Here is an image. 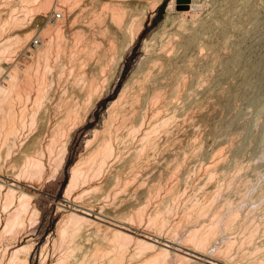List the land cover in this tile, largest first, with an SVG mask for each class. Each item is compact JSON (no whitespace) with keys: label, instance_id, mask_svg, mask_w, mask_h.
<instances>
[{"label":"rangeland","instance_id":"rangeland-1","mask_svg":"<svg viewBox=\"0 0 264 264\" xmlns=\"http://www.w3.org/2000/svg\"><path fill=\"white\" fill-rule=\"evenodd\" d=\"M5 1L7 0H1L0 7L3 8L5 6L6 4ZM8 1L9 2L7 3L9 4L10 1H13L14 3V1L18 2L19 0H8ZM62 1L64 2V0H60V1L50 0L49 6H48L50 7V9L48 7H47L48 9L46 10L45 9L39 10L38 8H36L37 11L35 9L33 10L34 12L32 11L31 14L28 15L26 23H25L26 26L20 30H16V32H22V31L29 32L30 31L32 35L31 37H29V39L27 38V39H24L25 41L24 40L21 41V43L20 41L12 40L14 41L13 44L12 43L8 44V46L10 45V49L9 51L5 50V52L8 53L9 56L5 52L1 53V55L3 54V56L8 57V58L3 57L4 59L3 66H7L11 63H16L18 61H20L21 64L24 65L26 61L27 62L32 61V57H31L33 54L32 50L36 47V45H41L44 39H46V36L42 35V30L45 28L46 25L50 23H54V21H56V19L54 18L56 11H60L63 14V17L58 20H62V22L60 21L61 23L59 24H62V23H63L62 25L65 24L64 30L67 32V34H69L70 31L76 28L78 29V27L79 28L81 27L80 22L74 23V24L71 23L73 16L70 12L68 13L69 9L67 5H65L67 3L65 2L63 3ZM141 1L144 2V0H141ZM165 1H166V4L163 6L162 4ZM171 1L172 0H163L157 8L147 9V19L144 24V28L142 32L140 33V35L138 36V38L135 40L133 45L129 47L128 50L125 51L124 58L123 57L120 58L119 61L118 59H115L114 62L116 64L112 61L111 64L114 63L115 66L114 64L108 65L106 72L103 73V77H102L103 79H101L102 87H104L102 91H104V93L103 95H101V97H99V100L96 102L95 105L90 106V103L92 104V102L91 100H89L87 104V109H88L87 112L89 113V114L87 113V119L84 122H79L77 124V128L75 127L72 130L71 134L68 136V137H71V136L72 137L68 139L69 143L67 145L68 147V151L66 153L67 157H66V160L63 166L59 170V172L54 173V167L52 168V166H55V165L52 162L50 164L51 160L49 156H48L49 161L47 159V156H45L44 161L46 164V168H45V172L42 178L41 177L39 179L31 178L33 181H30L29 177H27V179L25 178L26 176L25 177L23 176L24 178L22 177V182L21 183L19 182L20 185L17 186L16 188L18 189L19 187V189L21 188L23 190H26L31 195V198L29 200L30 205L37 209V213H36L37 216L36 214L35 216L33 214L34 217H32L29 214L30 216L29 217L27 214L26 220L24 223L25 229L23 228L22 230L21 228L20 230L22 231L19 230L18 234L14 233L12 235L11 233L10 234L11 236L7 233L9 237L7 234H5V237L2 236L4 237V239L0 237V240H1L0 241V247H1L0 255H2L0 256V260L2 261V263L0 264H5V260L9 258L10 254L12 253V250H14V248L19 245L20 246L24 245L27 248H29L28 250H31V253L29 256V264H44V263L45 264H55L57 263V261H59V259H62V260L64 259L62 258V256L64 257L69 256L68 259L66 258L67 262H70L71 260H78V259L81 260L82 258H79V256H82L83 253L87 249L86 248L83 250L84 246L90 247L95 244L94 243L96 241L95 239H97L95 238L97 237L95 236V234H90L89 240L83 243L84 246L82 247V249L80 248V246H79V249L78 247H76L75 248L76 251H74L73 253H72L73 250L70 252L69 249L71 248L67 246L66 242H62L63 240L61 241L60 239L56 240L58 237L60 238L61 236L60 233L58 232L60 231V228L58 229V226L62 225L61 224L62 219L64 218L66 213H68V211H72L73 208L79 204L81 205L84 204L83 205V207H85L84 209L91 211L94 215L97 213L98 214L100 213L102 217H104V215H107L108 216L106 217L107 220L112 221L110 217L115 218V219H122V220L125 219L124 221L128 220L126 221V223H128L129 225H133V227H137L138 225V228H139V230L137 229L138 232L142 233L141 230H146V231H149L150 233H153L159 236L160 242L155 241V243L157 244H160L166 238L167 239L170 238L169 240L175 241L177 243L185 242L184 239H185V235L187 234V229H189L192 225L199 223L198 220H193L196 217L194 215L193 217L191 212L194 211V208L195 206H197V204H204V205L209 204L210 206L211 205L212 206L208 207V210H209L207 211L208 213L206 212V214H204L203 217L202 216L201 218L199 217L200 220L202 219L201 221H205V224L207 223L211 225L212 223V225L215 227L214 230H215L216 235H215L214 240L208 247L209 250L207 249V253L213 254V255L220 254L223 256V258H227L234 262H237L238 260H241V259L246 261L247 259L250 260L251 258H252L251 260H259L261 259L260 254L264 257V254H263L264 245L262 244L264 242V195H263V192H264V180H263L264 179V0H197L196 1L197 6L195 8L196 10H194L193 12L191 11L187 13L185 16H181L178 13V11L191 10L192 8L191 3L193 0H187L183 2H181L180 0H175L176 5H175V10L172 11V14H171L172 17L167 22H165L167 8L171 4ZM2 4H4V6ZM8 4L6 5L8 6ZM70 25L72 26L70 27ZM189 26L190 27L192 26L193 28L197 29V32L199 34V43L188 49H185L183 47L180 48L181 43L184 41V36L188 32L187 30L183 31V29ZM173 32H175L176 35L175 33L173 34ZM167 34L168 35L170 34L172 36L171 38L169 35L170 42L174 40L173 41L174 48H172L173 43H170V42H168V44L170 43L171 47L169 45L167 46L168 50L171 48L167 52L168 54L167 56L173 58V61H172L171 66L169 65V67L167 66L163 70V72H166L167 75L165 73L166 79L165 80L163 79L165 86L162 89L163 91L165 92L167 91V93H169L171 89L180 88V84L182 82L181 91L179 89L178 93L176 92L174 94H171V96H173L174 98L171 99V103L168 106L163 108V103L161 101H158V103L155 104L156 109L161 108L160 109L161 112L158 113L159 116L153 115L154 117H152L151 119L150 117L152 116V112L151 110H149V115L147 117V120L143 122L140 128L138 127V125L140 126V123L142 122L139 120L136 121L138 124L136 127L139 128V131L136 132L135 135L130 136L128 134L129 136L126 137L128 139H125V141L123 140V145L122 143H120L122 140L119 142L118 146L120 145V147L116 145L117 150L121 148L120 149L121 152L118 154L119 157H117V159L114 160L112 165L106 168V171H104L103 174L97 176L95 179H93L90 182L81 184L79 187L75 188V190H73L70 194H67L66 192L67 186H68L67 184H69L70 179H71L70 173L72 174L71 167L76 164L77 160L81 158V155L86 156L87 150H89V148L91 149L92 146L95 145V142L92 143V141L94 139L96 140L98 137L94 136L95 135L94 132L96 130L98 131L103 130L105 120L108 118V115H109L108 113L109 105L111 104L113 100L119 97L121 88L123 89L124 87L123 85H125V83L130 79V77H132L134 72L137 71V68L139 69L142 66L140 64H142L143 61L146 59L147 55L149 54L151 50V47L152 46L154 47V45L158 47L162 43L163 40H166L168 38V37L166 38ZM4 35H2L3 38L0 37V39L7 38L6 37L7 34H4ZM14 35L12 36V38L14 37ZM173 35L176 36V39H173ZM36 38H39V43H35ZM202 38L203 40H201V43H200V39ZM22 42H24V44ZM146 42H149L150 44V46L147 48H146ZM19 44L20 45L23 44V45L20 46ZM118 45L120 48L125 47L124 38L119 40ZM200 46L203 49H201ZM229 49L230 51H228ZM225 50L228 52H226ZM236 52L239 53L241 57L239 56L235 62L230 61L228 58L232 55H235ZM189 60L191 61V64ZM117 62H119V64ZM175 65H178V67L176 66V69H175ZM112 68H116V69H113L112 71ZM111 72L112 74H110ZM180 73L183 74V76H181ZM4 74H5L4 71H2V73L0 72V76H1L0 84H3L6 86L7 83L5 79L3 78ZM177 74L179 75L177 76ZM184 74L186 78H183L185 77ZM107 75H109V77L112 76V81L110 78H108ZM106 76L108 78L107 83H106V78H105ZM172 76H174V78L180 77L181 80H179V78L173 79ZM182 79L185 81L187 80V81L183 82ZM103 80L105 81L106 85L103 84L104 83ZM80 81L82 84L84 83V80L82 82V79H80ZM165 81H168V84ZM171 82H172V85H171ZM183 83H185L184 87H183ZM72 87L73 86L71 82L70 83L68 82L64 89L63 87L59 88L60 89L58 90L59 95H60L61 90L62 92L66 88L67 90H71ZM167 87L168 88L170 87V88L167 90ZM73 96L74 97L76 96V98L77 97L90 98L88 97V95L85 94V92H83V90H81L79 93H75ZM93 98H96V96H94ZM87 100L85 101V103H87ZM194 100L196 102H194ZM206 103L208 104L206 105ZM29 107H31V103L27 102L26 108L31 109ZM148 109H151V108L149 107ZM41 115L42 113H40V116ZM172 116L174 117L172 118ZM194 116L196 119L194 118ZM39 117L36 118L35 124H33V126L31 127L32 124L29 125L30 124L29 116H27V121H26V123L28 122L27 126L25 127V129H23L18 134L16 139L12 141L13 142L12 144L14 146L13 145L11 146V143L9 144V146L11 147V148H8L10 152L5 145L7 144L8 141L4 142V145H1L3 141L1 140V137H0V155H1L0 156V178L4 177L7 183L14 182L12 180V178L15 177L13 175V172L17 170L13 168L15 167L16 169L18 168L19 170V167H18L19 164L20 165L25 164V158L21 159L22 157H25V155L27 156V154L30 157L35 156L37 154V151H35L34 148H36L37 150L36 146L38 145H37V142L35 143V141H39V138L41 137L40 139H42L43 138L42 136L44 135L43 130H42L43 129L42 120ZM55 118H56V115L53 113L52 119L54 120ZM162 118L163 119L169 118L170 121L164 127L165 129L164 128L161 129L162 132H160V129L158 130L157 133L155 132L156 136L154 134L153 138L155 140L157 137L156 139L157 144L159 143V141L163 140L162 142L165 143L167 140L165 145L160 142V144L163 145V147H160L161 146L160 144L157 145L158 150L161 148H163V150L161 149L162 151L159 150L158 152V150L155 149L154 153H152L154 149H150L148 153L149 154L152 153L153 155L152 154L151 155L153 157L152 156L150 157L149 163H148L147 157L144 156L146 154H144L141 160L143 159L142 162H147V164L146 163L142 164V162H140V169L139 170L137 169L139 168L138 167L139 164H138L136 170L134 169L132 171L131 170L132 166L129 164L128 160L132 156L130 154L133 153V151L131 150L136 147V145L134 147V144H137L140 147V144H141L139 141L141 140L140 137L143 136L144 131L146 130V128H148L149 122L151 121V123L153 124H155L156 122L159 123ZM37 119L38 120L40 119V120L38 121ZM40 121H41V124H40ZM28 127H31L29 128L30 130H28ZM125 132L127 135V130L126 131L124 130V133ZM166 132H167V135H166ZM184 132H185V135L183 136ZM98 135H101V134H98ZM126 135H124V137ZM36 136H38V138L37 139L35 138L36 139L35 140L34 137ZM177 136L180 138H177ZM43 139L45 141L46 138H43ZM132 139L133 141H131ZM178 139H180V142ZM192 139L194 140L196 139V141H194L195 143H193ZM127 141L128 142L131 141V144H129L130 142L128 143ZM172 141H175V143ZM200 141L201 142L203 141V142H202V146L199 147V145H201ZM229 141L231 142V144ZM87 143H89L88 145L89 146L91 145V146L89 147ZM181 144H182V148H181ZM174 145H175V148H174ZM124 147L126 148L124 149ZM138 148L134 150L136 151ZM216 148H218V150ZM183 149L186 151H184ZM197 149H198L197 154L199 153L198 155H196ZM29 150H31L30 151L31 153L28 152ZM164 150L165 152H163ZM219 150L221 154H218ZM6 151L9 152L10 154H7ZM128 151L130 154L127 153ZM177 152L181 153L182 156L176 154ZM156 154H157V157H155ZM171 154H173L174 156ZM164 155L166 157V160H165ZM214 155L216 156L214 157ZM124 158H125V163L127 166L124 164ZM182 158L184 159V162L182 161L183 160ZM223 158L224 160L225 159L226 160L224 161ZM145 159H147V161ZM155 159L159 161L160 160L163 161L164 159L165 161L160 162L162 166L161 164L159 166V164L157 163L158 162L157 160L156 162L153 161ZM215 160H216V163H215ZM221 160H223V162H221ZM19 161L21 162L23 161L24 164L20 163ZM176 161L179 162V165L177 164L178 162ZM256 161H259V163L257 164ZM250 162H251V165L249 166ZM151 163H152V167L148 166V165H151ZM154 163L157 165L154 166ZM212 163H214V165H211ZM236 163L238 164V166ZM254 163L257 168L256 167L254 168ZM141 164L143 167L141 166ZM170 165L172 168L170 167ZM210 165L212 167H210ZM215 165H217L218 167L216 168L217 171H213V167H216ZM11 166L12 167L14 166V167L12 168ZM175 166L178 168H176ZM147 167L149 168V170L153 168V170H151L152 172L150 171V176L152 177L149 176L148 174L149 170ZM129 168H130L131 173H129V170H128ZM10 169L12 172H10ZM121 170L122 172H124V174L122 172L121 173L119 172ZM154 170H156L155 174H153ZM158 170L160 173H162V175L160 174L162 177L157 176L159 175V173H157ZM237 170H239L240 172H238ZM261 170L263 171L260 172ZM259 172L263 174H260ZM116 173H117V176L115 175ZM140 173L143 176V177L141 176L142 177L141 179L143 180V182L139 181L141 180L139 179L140 178L139 175H138L139 178H137L138 176H136V174H140ZM145 173L146 175H144ZM255 174H257L258 176L257 175L255 176ZM114 175L116 176L115 178H118V180L113 178ZM118 175L121 177V179L120 177H118ZM244 175L246 178L248 176V178L246 179ZM131 176L132 177L134 176L135 178L139 180H136L135 178L132 179ZM238 176L239 177L241 176V177L239 178ZM125 178L128 180H126ZM119 179H120V182L118 184L117 182L119 181ZM124 179L127 181V184L126 182L125 183L123 182L125 181ZM133 180L139 183V187H137L136 185V187L134 188V185L136 183L134 182L133 184L132 183ZM158 180H160V182ZM0 182H3V181H0ZM128 182L130 183L128 184ZM140 182L142 183L141 186H140ZM151 182H154L155 184ZM28 184H31L34 188L32 186H28ZM124 184H125V189L123 191ZM152 184L156 185L157 187L156 186L154 187V185ZM93 185L94 186L96 185V187H94ZM126 186L129 189H126L127 188ZM147 187L148 189L150 188L149 191L153 189L151 190V192L153 191L152 192L153 195H150V197H149V194L151 192L148 193L149 191ZM92 188L93 190H91ZM219 188L220 189L222 188L221 191ZM130 189L131 190L133 189L134 192L131 191ZM106 191H108L107 194H106ZM216 191H217V194H216ZM256 192L258 195L256 194ZM128 193L131 196L128 195ZM172 193H173V198H172ZM125 195L127 196L126 199L129 202H127L124 199ZM260 195L262 196L259 198ZM94 196H97V197H94ZM121 197H124V198L121 199ZM146 199L148 200V202L146 201ZM61 204H63L64 206ZM164 204L166 205V207ZM167 204L168 206H172V207H169L170 212L167 207ZM192 204H194V208L192 207ZM136 205L138 206L136 207L137 209L141 207L145 208V218L143 221L140 222L141 224L139 223L140 219L138 220L137 212H135V210L137 211V209H134L135 208L134 206ZM187 208L188 210H186ZM1 209L2 208H0V211L2 212L3 209L2 210ZM164 209H166L168 212H165ZM235 209L238 211H236ZM157 210L161 212V215H166L165 217L169 215V217H167L169 220H168V224L163 228H156L155 226L151 225L153 229H155L153 230L151 229L152 227L150 226V224L149 223L147 224L146 222L148 218L151 217V215L154 216L153 213H156ZM184 210L186 211L184 212ZM231 212H233L236 216L234 217V214L232 213L233 217L235 218L232 221V223H234L235 225L233 224L232 226H235L236 228L231 226L228 229L227 227L226 229L228 231H226V229L223 226L225 225V221H226L224 219H228ZM186 213L190 214L191 218L190 217L187 218V216L189 215H186ZM219 213L221 214V216ZM114 214H116L117 216ZM119 215L121 217L126 216V218H121ZM183 216H184V219H182ZM213 220H215L216 223ZM103 223L111 225L110 222L105 221ZM213 223L216 225H214ZM147 226L149 229L147 228ZM217 226L219 227V229ZM2 227L3 226L0 225V231H2ZM93 230L94 228H91L90 231L88 232L93 233ZM174 231H176V233ZM251 232H252V239L251 237H248V236H251V234H249ZM253 233H256V234H253ZM133 234L137 235L136 233H133ZM93 236L95 237L93 238ZM245 236L247 237L245 238ZM247 238H248V242H247ZM229 239L232 241V244L229 243L230 242ZM60 242H62L63 244L62 243L60 244ZM242 242H243V245H241L242 246L241 247L240 244H242ZM53 243H55L57 247ZM133 243L130 245L127 251V254L128 256H131L129 255V253L133 254V251H134L135 258L132 257L133 256L132 255L131 262H136L140 260L144 255L149 253L150 250L147 249L146 250L147 253L142 252L140 255L139 253L141 251L137 250L135 244ZM226 243H228V246ZM255 243L257 245H255ZM59 244H60V247H59ZM254 245L255 247L258 246L257 248H255L257 250L260 246L262 253L258 251L255 252L254 247H253ZM262 245H263V249H262ZM108 246L109 245H105L104 247L106 248ZM172 246L174 247L176 245L173 244ZM67 247L69 248L68 249L69 253H68V250H66ZM173 247H168V248L174 251ZM227 247L228 248L230 247L229 251L228 249L225 250ZM4 248L5 249L7 248L6 252ZM260 248H259V251H260ZM219 249L221 250L219 251ZM82 250L84 252L81 255L80 252H82ZM226 251L228 252L226 253ZM242 251L245 253H243ZM71 253L73 256L71 255V258H70ZM232 254L233 256H230ZM255 256H256V259H254ZM88 258H89V254L86 256L84 260H87ZM193 258L195 260L198 259L195 257ZM198 261L203 262L201 259H199ZM169 264H176L175 258L172 255L169 256Z\"/></svg>","mask_w":264,"mask_h":264},{"label":"bare ground","instance_id":"bare-ground-1","mask_svg":"<svg viewBox=\"0 0 264 264\" xmlns=\"http://www.w3.org/2000/svg\"><path fill=\"white\" fill-rule=\"evenodd\" d=\"M162 1L163 0H144V2H142L141 0H133V1H131V0H129V1L128 0H87V1L86 0H64V2L67 3L65 5H67V7L69 9L68 13L70 12L73 16L71 23L74 24V23L80 22L81 27L80 28L78 27V29L76 28L74 30L71 29L72 31H70L69 34H67V32L64 30L65 24L64 25H62L63 23L59 24L62 22V20L56 19V21H54V23H50V24L46 25L45 28L42 30V35L46 36V39H44L43 43L41 45H36V47L33 50L30 49L33 52L32 56H31L32 61H29V62L26 61V63L24 65H22L21 62L18 61L16 63H11L7 66H3V62H4L3 57H6V56H3V54L1 55V53L5 52V50L9 51L10 45L8 46V44L9 43L13 44L14 41H12V40H17V41H20V43H21V41H23L24 39H27V38L29 39V37H31L32 34L30 31L29 32L28 31L16 32V30H20L26 26L25 23H26L28 15L31 14V12L33 10H35L36 8H38L39 10H44V9L46 10L48 8L50 9V7H48L50 0H19L18 2L14 1V3H13V1H10L9 4L7 3L9 1L7 0L5 2H6V4H8V6L6 4H5V6H4V4H2L4 7L3 8L0 7V37H2V35H4V34H7L6 35L7 38L0 39V55L2 56V57L0 56V72L1 73H2V71L5 72L3 78L5 79L7 85L5 86L3 84H0V137H1V140L3 141V143H1V145H4V142L8 141L7 144H5V145H6L7 149L11 148L9 146V144L11 143V146H12L13 145L12 141L15 140L16 137L18 136V134L23 129H25V127L27 126V124H28V122L26 123L27 116H29V121H30L29 125L32 124L31 125V127H32L33 124H35V122H36V118H38L40 116V113H42V115L39 118H41V120H42V125H43L42 130H43V134H44L42 137L46 138V139L44 141V139L43 138L40 139L41 138L40 137L39 141H35V143L37 142V145H38V146H36L37 150H36V148H34L35 151H37V154L35 152L36 155L30 157V156H28L27 153L30 152L31 150H29L27 153H25V154H27L28 157L25 155V157L21 158V159L25 158V164L23 161L22 162L19 161L20 163L24 164V165L19 164V166L17 165L19 167V170H18V168L16 169L14 166H13L14 168L11 166L13 169L17 170V171L13 172V175L15 177L12 178V180L14 182L7 183L4 179V177L0 178V181H3V182H0V208L3 209L2 212L0 211V225L3 226L2 231H0V237H2V236L5 237V234H7V233L9 235L11 233H12V235L14 233L18 234V231L21 228H22V230L24 228V223H25L27 214H28V216L30 214V216H32V217L35 216V214L37 213V209L30 205L29 200L31 198V195L26 190H23L21 188L19 189V187H18V189H19L18 190L16 187L19 186L20 183L22 182L23 176L24 177L26 176L25 177L26 179H27V177H29L30 181H33L31 178L39 179L40 177L41 178L43 177L44 172H45V168H46V164L44 161L45 156H47L48 161L50 158V160H51L50 164L52 162L55 165V166L51 165L52 168L54 167V173L59 172V170L63 166V164L66 160V157H67L66 153L68 151V147H67V145L69 143L68 139L72 137V136L71 137H68V136L71 134L72 130L75 127L77 128V124L79 122H84L87 119V113H88L87 112V110H88L87 104H88L89 100H91V102H92V104L90 103V106L95 105L96 102L99 100V97H101V95H103V93H104V91H102V89L104 87H102V84H101V79H103L102 78L103 73L106 72L108 65H110L112 61L114 62L115 59H118V61H119L120 58H122V57L124 58L125 51L128 50L129 47H131L133 45V43L138 38V36L140 35V33L142 32V30L144 28V24H145L146 19H147V9L157 8ZM196 1L197 0L192 1L191 10H189V11H178V13L181 16H185L187 13H189L191 11L193 12L194 10H196L195 9L197 6ZM5 2H3V3H5ZM175 5H176L175 0H172L171 4L167 8L165 22H167L169 19H171V17H172L171 14H172V11L175 10ZM0 6H1V0H0ZM36 11H37V9H36ZM57 12H60V11H56V13ZM62 17H63V14H62ZM231 24H232V22H231ZM71 26L72 25H70V27ZM184 30L185 31L187 30L188 32L184 36V41L181 43L180 48L183 47L185 49H188V48L199 43V34H198L196 28L189 26V27L184 28L183 31ZM12 33H14L15 35ZM174 33L175 32H173V34ZM200 33H201V31H200ZM13 35H14V37L12 38ZM169 35L167 34L166 38L167 37L168 38L166 40H163L162 43L158 47H156L153 44L154 47L153 46H152L153 48L151 47V50H150L149 54L147 55L146 59L143 61L142 64H140L142 66L141 67L139 66L140 67L139 69L137 68V71L134 72L132 77H130V79L127 82L125 81L126 83H125V85H123L124 86L123 89L121 88V92L119 94V97H117L115 100H113L111 102V104L109 105V109H108L109 115H108V118L105 120L103 130H101V131H98V130L95 131L94 130L95 131L94 136L98 137V138L96 140L94 139L95 141L92 139L93 137L91 138L93 140L92 143L95 142V145L92 144L94 147L92 146L91 149L89 148V150H87V153H86L87 155L86 156L81 155V158L79 160H77L76 164L71 167L72 174L70 173L71 179H70L69 184H67L68 185L67 190H66L67 194H70L73 190H75V188L79 187L81 184H85L87 182H90L93 179H95L97 176L103 174V172L106 171V168H108V166L112 165L114 160L117 159V157H119L118 154L121 152L120 151L121 148L120 149L118 148L119 150H117L116 145L118 146V144L121 140L122 141L120 143H122V145H123V140L125 141V139H128L126 137H128L129 135L130 136L135 135L136 132L139 131V128L141 127L143 122L147 120V117L149 115V110H151V112H152V116L150 115L151 119H152V117H154L153 115L159 116L158 113L161 112V110H160L161 108L160 109L155 108V104L158 103V101H161L163 103V108H164V107L168 106L171 103V99L174 98L173 96H171V94H174L176 92L178 93L179 89L181 91L182 82H181V84L179 82L180 88L171 89V91L169 93H167V91L166 92L163 91V89H162L165 86L163 79L164 80L166 79V76H165L166 72H163V70L165 67H167V66L169 67V65L171 66L172 61H173V58L167 56L168 55L167 52L171 49L170 43H173V41H174V40H172V42H170V37L172 38V36L170 35V37H169ZM175 35H176V33H175ZM175 35H173V39H176ZM205 36H206V34H205ZM178 37H179V35H178ZM122 38H124V40H125V45H124L125 47L120 48L118 45V42ZM37 39L39 40V38H36L35 43H36V41H38ZM201 40H203V38L200 39V43H201ZM17 41H15V42H17ZM168 42H170V43L168 44ZM17 43H19V42H17ZM22 43L24 44V42H22ZM37 43H39V41ZM150 43H151V41H150ZM22 45H20V46H22ZM168 45L170 46L169 50L167 47ZM176 45H177V43H176ZM101 46H102V48H101ZM149 46H150L149 42H146V48ZM173 46H174V43L172 44V48H174ZM201 46H200V48H201ZM180 48H179V50H180ZM201 49H203V48H201ZM120 50H121V52H120ZM236 50H238V49H236ZM228 51H230V49ZM228 51H226V52H228ZM6 54L8 55V53H6ZM239 56H240L239 53L236 52L235 55L230 56L228 59L232 62L233 61L235 62ZM6 58H8V57H6ZM6 58H5V60H6ZM190 60H189V62L191 64ZM178 61H180V60H178ZM114 63H112V64H114ZM117 63L119 64V62H117ZM115 64H114V66H115ZM178 65H175V69H176V66L178 67ZM230 66H231V64H230ZM113 69H116V68H112V71H113ZM225 70H227V69H225ZM110 74H112V72ZM166 75H167V73H166ZM178 75L179 74H177V76ZM107 76L112 81V76L111 77H109V75H107ZM107 76L105 77L106 83L108 80ZM181 76H183V74H181ZM184 76H185V74H184ZM187 77H188V75H187ZM172 78L173 79L179 78V80H181L180 77L174 78V76H172ZM183 78H186V76ZM80 79H82V82L84 80L83 84L81 83ZM182 81L184 82L185 80L182 79ZM68 82L69 83L71 82V84L73 86L72 89L67 90V88H66L63 92L61 90L62 94L60 92V95H59V93H58V90H60L59 88L63 87V89H64ZM165 82L168 84V81H165ZM106 83L104 81L103 84L106 85ZM171 85H172V82H171ZM184 85H185V83H183V87H184ZM107 87H108V85H107ZM169 88L167 87V90ZM81 90H83V92H85V94L88 95V97H90V98H79V97L76 98V96L75 97L73 96L75 93H79ZM104 90H106V89H104ZM94 96H96V98H93ZM175 98H176V96H175ZM199 98H201V97H199ZM86 100H87V103H85ZM27 102L31 103V107H29L31 109L26 108ZM194 102H196V101L194 100ZM177 103H178V101H177ZM208 103H206V105ZM213 106H214V104H213ZM149 107L151 109H148ZM168 109H169V107H168ZM192 111H193V109H192ZM53 113L56 115V118L54 120L52 119ZM38 114H39V116H38ZM157 117H155V118H157ZM173 117L174 116H172V118ZM155 118H153V119H155ZM169 118H165V119L162 118L159 123L156 122L159 125L156 123L153 124L150 121L148 128H146V130L144 131L143 136L140 137L141 138V140H139L141 143L140 147L137 144H134V147L136 145V147L134 149H136L138 147L139 148L136 151L134 149H132L131 150V151H133L132 154H130L129 151L127 152L130 155H132L130 157V159L128 160L129 164L132 166V169H131L132 171L134 169L136 170L138 164H139V166H138L139 168H137V169L138 170L140 169V162L143 161V159L141 160V158L144 154H146L144 156L147 157L148 163H149V159L153 155L152 153H154L155 149L158 150L157 145H159L160 142L165 145L167 140H166V142L164 141L165 143L162 142L163 140L162 141L158 140L159 143L157 144L156 143L157 137L154 140L153 136H154L155 132L156 133L158 132L159 129H160V132H162L161 129L164 128L168 124V122L170 121ZM184 118H185V116H184ZM194 118H195V116H194ZM138 120L142 122V123H140V126L136 122ZM40 124H41V121H40ZM137 125L139 128L136 127ZM40 126H38V127H40ZM31 127H28V130H30L29 128H31ZM38 127H36V128H38ZM124 130L125 131L127 130V135H126V132L124 133ZM193 131H195V130H193ZM98 134H101V135H98ZM124 135H126V136L124 137ZM166 135H167V132H166ZM184 135H185V132H184L183 136ZM20 136H21V134H20ZM38 136H40V135H38ZM38 136L34 137V139L35 138L37 139ZM155 136H156V134H155ZM122 138H124V139H122ZM177 138H180V137L177 136ZM133 139L131 141H133ZM9 140H11V141H9ZM178 140L180 142V139H178ZM131 141H129L130 143L128 141L127 142L129 144H131ZM192 141H193V143H195L194 141H196V139L195 140L192 139ZM32 142H33V140H32ZM172 142L175 143V141H172ZM202 142H201V145H199L200 143L198 144L199 147L202 146ZM35 143H34V145H35ZM88 144L89 143H87V145ZM124 144H125V142H124ZM230 144H231V142H230ZM30 145H32V144H30ZM192 146H193V144H192ZM224 146H225V144H224ZM118 147H120V145ZM126 147H124V149ZM160 147H163V145H161ZM196 147H197V145H196ZM122 148H123V146H122ZM174 148H175V145H174ZM176 148H178V147H176ZM181 148H182V144H181ZM220 148H222V147H220ZM32 149H33V147H32ZM150 149H154L153 152L151 151L152 153L150 152L152 155L148 153ZM161 149L163 150V148H161ZM161 149H159V150H161ZM216 149L218 150V148H216ZM159 150H158V152H159ZM165 150H166V148H165ZM165 150L163 152H165ZM7 151H6V153L10 154L9 153L10 150H9V152H7ZM25 151H26V149H25ZM161 151H160V153H161ZM184 151H186V150H184ZM184 151H183V153H184ZM197 151H198V149L196 150V155L199 154V153L197 154ZM178 152L176 154L181 155V153H178ZM188 153H189V151H188ZM33 154H34V152H33ZM218 154H221L220 150H219ZM23 155H21V156H23ZM171 155H173V154H171ZM48 156H49V158H48ZM148 156H149V158H148ZM215 156L216 155H214V157ZM125 157H126V155H125ZM155 157H157V154L155 155ZM164 157H165V155H164ZM147 159H145V160L147 161ZM160 159H161V157H160ZM156 160L157 159H155L153 161L156 162ZM165 160H166V157H165ZM165 160L164 159H163V161L157 160L158 161L157 163L160 166V164H161L160 162H164ZM168 160H169V158H168ZM174 160H173V162H174ZM223 160H224V158H223ZM223 160H221V162H223ZM182 161L184 162V159ZM170 162H172V161H170ZM176 162H178V161H176ZM179 162H180V160H179ZM179 162L177 163L178 165H179ZM237 162H238V160H237ZM144 163L147 164V162H142V164H144ZM215 163H216V160H215ZM256 163L258 164L259 161H256ZM2 164H3V162H2ZM50 164H48V165H50ZM124 164L126 165L125 158H124ZM142 164H141V166H142ZM217 164H218V162H217ZM155 165H157V164L154 163V166ZM211 165H214V163H212ZM211 165H210V167H212ZM250 165H251V162L249 163V166ZM148 166L152 167V163H151V165H148ZM161 166H162V164H161ZM215 166L216 167H213V171H217L216 168H218V167H217V165H215ZM237 166H238V164H237ZM156 167H155V169H156ZM170 167H171V165H170ZM255 167H256V165L254 163V168ZM165 168H166V166H165ZM176 168H178V167H176ZM1 169H2V167H1ZM128 170H129V173H131L130 168ZM148 170H149V168H148ZM151 170H153V168ZM151 170H149V172L146 171V172H148L149 176H150ZM159 170H160V168H159ZM159 170L157 172V173H159V175H157V176L162 177L161 176L162 173H160ZM143 171H144V169H143ZM155 171L156 170H154L153 174H155ZM237 171L240 172L239 170H237ZM262 171L263 170H261L260 172H262ZM10 172H12L11 169H10ZM119 172L121 173L122 170ZM119 172H117V173H119ZM222 172H224V171H222ZM117 173L115 174L116 176H117ZM122 173L124 174V172H122ZM140 174H136V176H138V175L140 176V178H139V176L137 177L139 179H141L143 177L142 174L141 175ZM148 174H147V176H148ZM173 174H174V172H173ZM260 174H263V173H260ZM52 175H54V174H52ZM115 175L113 176V178L116 177ZM144 175H146V173ZM246 175H247V173H246ZM256 175L257 174H255V176ZM212 176H213V174H212ZM250 176H251V174H250ZM118 177H120V176L118 175ZM150 177H152V176H150ZM244 177H245V175H244ZM50 178H51V176H50ZM133 178H135V177L133 176L132 179ZM137 178H135V179L139 180ZM166 178H167V176H166ZM247 178H248V176H247ZM115 179L118 180V178H115ZM120 179H121V177H120ZM120 179L117 182L118 184L120 182ZM126 180H128V179H126ZM126 180L123 182L124 183L126 182V184H127ZM261 180H262V178H261ZM139 181L143 182L142 179ZM158 181L160 182V180H158ZM134 182L136 183L134 185V188L136 187V185H137V187H139V183H137L136 181L133 180L132 183L134 184ZM141 182H140V186L142 184ZM129 183L130 182H128V184ZM151 183H154V182H151ZM244 183H246V182H244ZM154 184H152V185H154ZM28 186H32V185L28 184ZM123 186H124L123 187V191H124L125 184ZM155 186L156 185H154V187ZM94 187H96V185ZM97 187H99V186H97ZM95 189H97V188H95ZM101 189H102V187H101ZM126 189H129V188L127 187ZM147 189H148V187H147ZM149 189H148V191H149ZM221 189H220V191H221ZM4 190H5V192H4ZM91 190H93V188ZM151 190H153V189H151ZM151 190L148 193H150ZM127 191H129V190H127ZM131 191L134 192L133 189ZM107 192L108 191H106V194H107ZM94 193H95V191H94ZM130 193H132V192H130ZM142 193H143V191H142ZM151 193L149 194V197H150V195H153V193L152 194ZM173 193H172V198H173ZM216 194H217V191H216ZM256 194H257V192H256ZM80 195H81V193H80ZM128 195H130V194L128 193ZM263 195H264V192H263ZM137 196H139V195H137ZM261 196L262 195H260L259 198ZM94 197H97V196H94ZM126 197L127 196L125 195V198L121 197V199L124 198L127 201ZM170 198H171V196H170ZM176 198H177V196H176ZM17 199H18V201H17ZM130 199H131V197H130ZM151 199H152V197H151ZM113 200H115V199H113ZM249 200H251V199H249ZM146 201L148 202L147 199H146ZM127 202H129V201H127ZM161 204H163V203H161ZM61 205H63V204H61ZM83 205H81V204L77 205L78 207L76 206L73 208L72 211H68V213H66V215L62 219V222L59 221L62 224L61 226H58V229L60 228V231H58V232L60 233L61 236H60V238L58 237L56 240L60 239L61 241L63 240L62 242H66L67 246L69 248H71V249H69L67 247L66 250L69 249L70 252L73 250L72 253L74 251H76V249H75L76 247H78V249H79V246H80V248L82 249V247L84 246L83 243H85V241L89 240L90 234H95V236H97V237L93 236V238L94 237L97 238V239H95L96 241L94 240L95 244L93 246H90V247L84 246L83 250L86 248L87 249L85 252L82 250V252H80L81 255L83 252L84 253L82 256H79V258H82L83 260L82 259L81 260H79V259L78 260H71L70 259L71 261L67 262V259L69 256L68 257L62 256V258H64V259L63 260L59 259V261H57V263H55V264H169V256H171V255L174 256L176 264H184V263H186V264H264V257L261 254H260L261 259H259V260H251L252 259L251 258L250 260L247 259L246 261L241 259V260H238L237 262H234V261H231L227 258H223V256L220 254L213 255V254L207 253V249L210 246V244L212 243V241L214 240L215 235H216L215 230H214L215 227L212 225V223H211V225L206 223L207 224L206 225L205 221H201L202 219L200 220L199 217L200 218H201V216L203 217V215L206 214L207 211H209L208 207L212 206V205L210 206L209 204H207L209 206L204 205V204H197V206H195V208H194V204H192V207L194 208V211L191 210L192 216L194 215L197 218V219L196 218L193 219V217H194L193 216L192 219L198 220L199 223L198 224L196 223V224L192 225L189 229H187V234L185 235V239H184V241L186 243L185 242L177 243L175 241L169 240L170 238L169 239L166 238L160 244L155 243V241L160 242L159 236H157L153 233H150L149 231H146V230H141L142 233L138 232L137 231V229L139 230L138 225H137V227H133V225H129L128 223H126V221H128V220L124 221L125 219L122 220V219H115V218L110 217L112 219V221L107 220L106 219V217H108L107 215H104V217H102L100 215V213L99 214L97 213L94 215L91 211L85 210L84 209L85 207H83ZM134 207H135L134 209H137L136 207H138V206L136 205ZM165 207H166V205H165ZM167 207H168L169 212H170L169 207H172V206H168V204H167ZM186 207H187V205H186ZM229 208H230V206H229ZM186 210H188V208ZM186 210H184V212ZM164 211L168 212L166 209H164ZM236 211H238V210H236ZM99 212H100V210H99ZM135 212H137L138 220L140 219V221H139V223H140L145 218V208L144 207L138 208L137 211L135 210ZM158 212H159V210H157L156 213H153L154 216L151 215V217L148 218L146 223L147 224L149 223L150 226L153 225L156 228H163L168 224L169 219L167 217H169V215L167 217H165L166 215H161V212H159V213ZM171 213H172V211H171ZM188 213H186V215H189V216H187V218L190 217V214H188ZM232 213L233 212L230 213L229 217L227 216L228 219H224V220H226L225 225H223L225 229L227 227L229 229V227H231L234 224V223H232V221L235 219L234 217H236V216L233 213L234 214V217H233ZM33 214H34V216H33ZM128 214H129V212H128ZM130 214H132V213H130ZM114 215H116V214H114ZM226 215H228V214H226ZM36 216H37V214H36ZM220 216H221V214H220ZM121 218H126V216L121 217ZM29 219H28V221H29ZM182 219H184V216ZM214 219H215V217H214ZM216 219H217V217H216ZM136 220H137V218H136ZM101 221L110 222L111 225H108V224L103 223ZM180 221H181V219H180ZM213 221H215V220H213ZM182 223H183V221H182ZM215 223H216V221H215ZM214 225H216V224H214ZM219 227H220V225H219ZM219 227H218V229H219ZM232 227H235V226H232ZM91 228H94L93 233L88 232V231H90ZM147 228H148V226H147ZM151 229H153V227ZM22 230H20V231H22ZM153 230H155V229H153ZM232 230H234V229H232ZM159 231H160V229H159ZM216 231H217V229H216ZM226 231H228V230L226 229ZM174 232L176 233V231H174ZM133 233H136L137 235H134ZM159 234H161V233H159ZM249 234H251V236H248V237H251V239H252V232ZM253 234H256V233H253ZM9 235H8V237H9ZM58 236H59V234H58ZM4 237H2V238L4 239ZM154 237H156V238H154ZM246 237L247 236H245V238ZM151 240H153V241H151ZM62 242H60V244ZM133 242H135V243H133ZM247 242H248V238H247ZM132 243L135 244L137 250L141 251L140 253L138 252L140 255L142 252H146L147 249L150 250L149 253L146 252L147 254L144 255L140 260H138L136 262H131V256L133 255L132 257L135 258L134 251H133V254L129 253V255H131V256H128L127 251H128V249ZM171 243H172V245L174 244L176 246L173 247L171 245ZM229 243L232 244V241L230 240ZM53 244H55V243H53ZM60 244H59V247H60ZM184 244H186V245H184ZM226 244L228 246V243H226ZM262 244L264 245V242ZM105 245H109V246L105 248L104 247ZM241 245H243V242H242V244H240V246ZM255 245H257V244L255 243ZM255 245L253 246L255 252L258 251V252L262 253L260 246H259V248H260V251H259V248H258V250L255 249L258 247V246L255 247ZM263 245H262V249H263ZM55 246H56V244H55ZM168 247H173L174 251L170 250ZM7 248L6 249L4 248L5 252H6ZM218 248H220V247H218ZM229 248L227 247L225 250L228 249V251H229ZM28 249L29 248H27L24 245H22V246L19 245V246L15 247L14 250H12V253L10 254L9 258L7 260H5V264H29V256H30L31 250H28ZM69 250H68V253H69ZM220 250L221 249H219V251ZM251 250H252V248H251ZM228 251H226V253ZM252 252H254V251H252ZM66 253H67V251H66ZM72 253L70 254V258H71ZM243 253H245V252H243ZM88 254H89V258H88L89 260L88 259L84 260ZM249 254H250V252H249ZM258 255H259V253H258ZM0 256H2V255H0ZM230 256H233V254ZM128 257H130V258H128ZM193 257L198 258V259L195 260ZM241 257H242V255H241ZM199 259H201L203 262L198 261ZM232 259H233V257H232ZM254 259H256V256ZM129 262H131V263H129ZM0 263H2V261Z\"/></svg>","mask_w":264,"mask_h":264},{"label":"built area","instance_id":"built-area-1","mask_svg":"<svg viewBox=\"0 0 264 264\" xmlns=\"http://www.w3.org/2000/svg\"><path fill=\"white\" fill-rule=\"evenodd\" d=\"M54 18H55V19H60V18H62V12H57V13L55 14ZM37 40H38V39H37ZM38 41H39V40H38ZM38 41H36V43H37Z\"/></svg>","mask_w":264,"mask_h":264},{"label":"trees","instance_id":"trees-1","mask_svg":"<svg viewBox=\"0 0 264 264\" xmlns=\"http://www.w3.org/2000/svg\"><path fill=\"white\" fill-rule=\"evenodd\" d=\"M181 2L187 1V0H180ZM166 4V1L162 4L163 6Z\"/></svg>","mask_w":264,"mask_h":264}]
</instances>
